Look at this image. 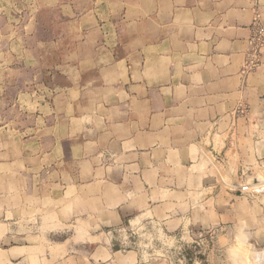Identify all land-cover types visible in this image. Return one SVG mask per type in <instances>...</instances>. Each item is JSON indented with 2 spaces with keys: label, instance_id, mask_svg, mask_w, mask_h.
I'll return each instance as SVG.
<instances>
[{
  "label": "crops",
  "instance_id": "crops-1",
  "mask_svg": "<svg viewBox=\"0 0 264 264\" xmlns=\"http://www.w3.org/2000/svg\"><path fill=\"white\" fill-rule=\"evenodd\" d=\"M96 5L93 50L75 54L89 63L74 68L84 79L61 90L73 114L58 122L69 130L57 132L52 148L41 132L36 202L60 241L56 258L70 248L88 251L91 264H111L114 234L135 219L169 230L186 220L195 194L231 192L211 169H230L229 153L233 168L252 169L264 141V47L262 63L250 67L264 0H121L107 4L104 15ZM12 154L3 185L13 196L10 212L18 208ZM202 161L209 167L202 169ZM27 182L34 186L31 176ZM44 246L13 249L29 254Z\"/></svg>",
  "mask_w": 264,
  "mask_h": 264
},
{
  "label": "rangeland",
  "instance_id": "rangeland-1",
  "mask_svg": "<svg viewBox=\"0 0 264 264\" xmlns=\"http://www.w3.org/2000/svg\"><path fill=\"white\" fill-rule=\"evenodd\" d=\"M119 1L0 0V264H91L88 251L73 253L66 248L65 257L63 253L55 257L60 241L49 233L50 219L43 218L41 204L36 202V195L42 194L41 132L49 133L44 144L52 148L57 132L69 130L58 122L73 114L61 90L84 79L74 68L83 61L82 66L89 63L75 54L93 50V2L104 15L107 4ZM114 16L121 22L120 15ZM258 62L262 63L260 57ZM260 124L264 131V121ZM259 142L252 173L233 168L231 153L230 169L225 163L211 169L223 181L233 179L230 170L235 178L245 174L248 182L256 178L262 182L244 189L224 182L231 191L227 194L213 190L195 194L186 220L181 218L169 230L160 221L143 225L135 219L114 234L111 264H264V144ZM11 152L17 157L14 170L18 174V208L12 212L8 201L13 196L3 186L10 179ZM245 165L250 167L248 162ZM207 167L209 163L202 161V169ZM29 176L34 186L27 182ZM29 196H35L30 208L25 201ZM180 209L185 211L186 206ZM35 242L47 244V251L26 254L13 249ZM41 253L48 257L34 258Z\"/></svg>",
  "mask_w": 264,
  "mask_h": 264
},
{
  "label": "built area",
  "instance_id": "built-area-1",
  "mask_svg": "<svg viewBox=\"0 0 264 264\" xmlns=\"http://www.w3.org/2000/svg\"><path fill=\"white\" fill-rule=\"evenodd\" d=\"M252 43L255 47V51L253 52L252 63L250 65V67L254 68L259 64V62H258V58L260 56L259 52L264 47V27L257 26L256 34L253 37ZM258 53H259V55H258ZM240 112L245 113V111L243 109H241Z\"/></svg>",
  "mask_w": 264,
  "mask_h": 264
},
{
  "label": "water",
  "instance_id": "water-1",
  "mask_svg": "<svg viewBox=\"0 0 264 264\" xmlns=\"http://www.w3.org/2000/svg\"><path fill=\"white\" fill-rule=\"evenodd\" d=\"M263 144H264V141H262ZM249 170V171H248ZM247 172H250L252 173V169L250 170L249 168L247 169ZM243 174V173H242ZM228 175V174H227ZM231 177H233V179H229V180H226L225 182L228 183V185H231L233 187H236V188H247L248 186H250L251 184H257V183H260L262 182V180H259V179H254L255 181L252 183L251 182H248L247 181V176H245V174H243L240 178H235L233 175H231Z\"/></svg>",
  "mask_w": 264,
  "mask_h": 264
}]
</instances>
